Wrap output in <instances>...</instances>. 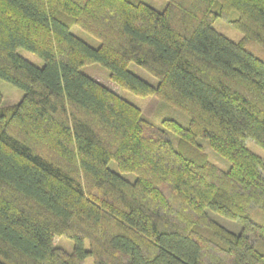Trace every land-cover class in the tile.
<instances>
[{"label": "trees", "instance_id": "trees-1", "mask_svg": "<svg viewBox=\"0 0 264 264\" xmlns=\"http://www.w3.org/2000/svg\"><path fill=\"white\" fill-rule=\"evenodd\" d=\"M232 10L236 42L212 28ZM248 40L264 47V0H165L162 10L145 0H0V78L23 90L0 106V264H83L87 255L94 264H264V224L249 219L253 207L264 211V155L246 144L264 150V61L244 51ZM90 63L181 109L188 125L153 122L80 70ZM56 236L73 239V251Z\"/></svg>", "mask_w": 264, "mask_h": 264}, {"label": "rangeland", "instance_id": "rangeland-1", "mask_svg": "<svg viewBox=\"0 0 264 264\" xmlns=\"http://www.w3.org/2000/svg\"><path fill=\"white\" fill-rule=\"evenodd\" d=\"M150 5L158 10H162L165 4V0H145ZM237 17V12L232 10L225 17H218L212 23V28L219 34L227 37L228 39L236 42L242 37V33L234 28L230 24V20ZM69 30L71 33L76 35L78 38L86 42L92 47H98L99 41L92 35L88 34L84 30H82L76 24L69 22ZM246 53H249L260 60L264 61V47L254 40H248L243 47ZM18 54L29 60L36 66L41 67L43 65V60L36 55L35 53L25 49L18 48ZM128 69L134 73L139 78L144 81L156 85L158 83V79L148 73L145 69L134 62H130L128 64ZM80 70L87 74L88 76L98 80L103 83L109 89L117 93L119 96L124 98L125 100L133 103L137 107L141 109L143 114L150 118L153 122L159 123L162 119L168 118L177 121L182 126H187L189 122L188 115L183 112L181 109L176 106L169 104L162 99L154 96V95H137L127 89L120 87L118 84L114 83L109 78L108 70L106 67L100 65L99 63H90L83 65ZM0 93L2 95V100L0 106H8L13 105L19 102L23 96V90L11 84L10 82L0 78ZM196 142L199 143L203 150L209 155V157L216 162L221 167H228V161L216 153L208 144V141L205 137H197ZM248 147L257 152L258 154L264 155V150L256 145L253 141L247 140ZM108 167L120 174L126 180L133 182L136 178V175L133 172H124L120 171L117 167V164L114 160H109L107 163ZM209 216L217 221L219 224L227 228L228 230L239 233L242 229V224L237 219H232L225 217L217 212L212 211L209 208H206ZM249 219L259 223L264 224V211L259 209L258 207H253L249 212ZM257 242V243H256ZM256 246L259 250L264 253V240L256 241ZM54 243L64 249L67 252L73 251L74 241L73 239L66 236H56L54 238ZM85 246L87 247V242H85ZM83 264H94L93 259L90 255H87L84 258Z\"/></svg>", "mask_w": 264, "mask_h": 264}]
</instances>
